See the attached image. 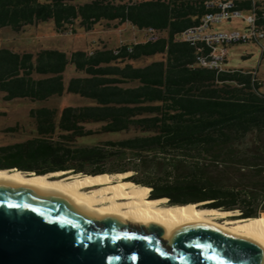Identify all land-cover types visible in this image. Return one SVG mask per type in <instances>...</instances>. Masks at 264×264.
<instances>
[{
  "label": "trees",
  "instance_id": "obj_1",
  "mask_svg": "<svg viewBox=\"0 0 264 264\" xmlns=\"http://www.w3.org/2000/svg\"><path fill=\"white\" fill-rule=\"evenodd\" d=\"M202 0H0V29L20 31L52 20L57 33L91 31L104 22L159 32L156 42L76 50L16 53L0 48L3 100L43 102L63 92L90 104L39 107L28 116L33 130L23 141L0 146V170L75 176L132 172L123 182L147 190L165 205L204 203L239 211L230 219L264 214V145H246L264 132V100L249 77L215 75L197 67L194 49L174 36L197 24ZM72 66L77 76L63 83ZM97 126L88 129L87 126ZM18 127L7 129L15 133ZM125 135L102 145H80L95 136ZM245 145L246 147H233ZM208 162L209 165H207ZM153 167L161 175L136 177ZM210 167L221 168L214 175ZM220 173L225 181L217 178ZM242 177L233 182L234 176ZM233 176V177H232ZM150 188V189H149ZM164 201V203H163Z\"/></svg>",
  "mask_w": 264,
  "mask_h": 264
},
{
  "label": "water",
  "instance_id": "obj_2",
  "mask_svg": "<svg viewBox=\"0 0 264 264\" xmlns=\"http://www.w3.org/2000/svg\"><path fill=\"white\" fill-rule=\"evenodd\" d=\"M0 264H264V252L209 226L166 237L157 225L97 219L58 197L0 183Z\"/></svg>",
  "mask_w": 264,
  "mask_h": 264
},
{
  "label": "rangeland",
  "instance_id": "obj_3",
  "mask_svg": "<svg viewBox=\"0 0 264 264\" xmlns=\"http://www.w3.org/2000/svg\"><path fill=\"white\" fill-rule=\"evenodd\" d=\"M77 2L83 3L87 0H76ZM110 27H106L104 22L95 24L91 31L85 32L80 28H76L75 33L64 32L57 33L54 30V24L52 20H48L43 23L34 25H27L22 30L16 32L9 28L0 29V48H6L16 53H32L34 54L41 49L58 50L69 54L76 50H91L101 46L106 48H114L119 46L120 43L133 42L134 37L142 36L141 30H131L128 26L117 25L115 28L110 23ZM246 27L244 21L239 18L224 21L219 24L211 26L212 32H228L232 30L243 31ZM228 62L227 67L229 68H240L248 70L254 68L257 64H260V73H264L263 63L264 59H260V49L257 44L253 42L237 43L227 47ZM72 68L68 66L63 73V83L66 86L68 80L71 77L77 76ZM90 104V101L84 98H80L75 95L67 94L63 92L60 97L53 96L43 102L29 101L24 99H17L11 102L3 100V95L0 93V146L6 144H12L15 142L23 141L30 136V131L33 130L34 126L32 120L28 116L31 109L39 107H50L57 109V114L60 109L64 106H78ZM18 127L15 133H7L5 130L13 129ZM88 129H96L97 126H87ZM126 137L125 135H104L87 138L78 142L80 145H102V143L109 139H121ZM255 143L264 145V132L258 136H248L246 139V145L249 147H256ZM233 147H246L245 145H236ZM208 164V162H205ZM208 170L214 171L213 174L217 175V171L221 168L210 167ZM128 173L129 176L135 175L132 172ZM161 169L154 170L153 167H148L146 170L138 172L136 177L144 179L146 175L159 176L161 175ZM217 178L219 181H225V175L220 173ZM233 177V176H232ZM241 175L236 174L233 182L238 181ZM129 183L122 182L125 187H128ZM131 187V186H129ZM145 195V191H144ZM161 203V201H160ZM164 203V201H163ZM204 203H202V206ZM263 203L258 201L257 207L259 210L262 209ZM224 217V220H234L229 217L239 215V211L233 215V212ZM264 215L260 213V216ZM240 220V219H236Z\"/></svg>",
  "mask_w": 264,
  "mask_h": 264
},
{
  "label": "bare ground",
  "instance_id": "obj_4",
  "mask_svg": "<svg viewBox=\"0 0 264 264\" xmlns=\"http://www.w3.org/2000/svg\"><path fill=\"white\" fill-rule=\"evenodd\" d=\"M128 173L75 176L68 171L33 175L0 170V183L27 187L55 196L97 219L115 218L132 226L157 225L170 237L189 225H205L257 244L264 252V217L224 220L229 211L207 209L202 203L165 205L146 199L141 187H125ZM150 189V188H149ZM150 197V196H149Z\"/></svg>",
  "mask_w": 264,
  "mask_h": 264
},
{
  "label": "built area",
  "instance_id": "obj_5",
  "mask_svg": "<svg viewBox=\"0 0 264 264\" xmlns=\"http://www.w3.org/2000/svg\"><path fill=\"white\" fill-rule=\"evenodd\" d=\"M201 7L204 12L197 24L176 34L174 41L193 47L197 67L211 70L215 75H247L251 92L264 100V73L259 72L260 64L248 70L227 67V47L232 44L253 42L260 49V59H264V0H202ZM235 18L244 21L243 31L212 32V25ZM141 31L143 42L160 39L159 32L151 27Z\"/></svg>",
  "mask_w": 264,
  "mask_h": 264
},
{
  "label": "crops",
  "instance_id": "obj_6",
  "mask_svg": "<svg viewBox=\"0 0 264 264\" xmlns=\"http://www.w3.org/2000/svg\"><path fill=\"white\" fill-rule=\"evenodd\" d=\"M113 26L115 25V24H112ZM125 25V24H124ZM125 26H128V25H125ZM131 30H135L134 28H132L131 26H128ZM143 41V34H142V36H138V37H134V41L132 42V43H135V42H142ZM127 43H130V42H126V43H123V44H127ZM105 47V46H104ZM117 47V46H116ZM116 47H114V48H116ZM114 48H111V49H114Z\"/></svg>",
  "mask_w": 264,
  "mask_h": 264
},
{
  "label": "flooded vegetation",
  "instance_id": "obj_7",
  "mask_svg": "<svg viewBox=\"0 0 264 264\" xmlns=\"http://www.w3.org/2000/svg\"><path fill=\"white\" fill-rule=\"evenodd\" d=\"M144 191H145V195H144V197H145L146 199H152V198L149 197L150 193H149L148 198H147V197H146V195H147V190L144 189Z\"/></svg>",
  "mask_w": 264,
  "mask_h": 264
}]
</instances>
